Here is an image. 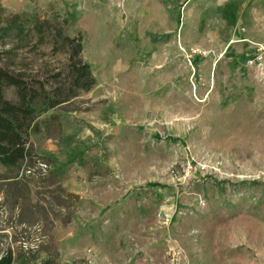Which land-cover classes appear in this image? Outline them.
<instances>
[{
  "label": "rangeland",
  "instance_id": "obj_1",
  "mask_svg": "<svg viewBox=\"0 0 264 264\" xmlns=\"http://www.w3.org/2000/svg\"><path fill=\"white\" fill-rule=\"evenodd\" d=\"M0 5L68 18L96 79L40 116L38 163L0 165V256L264 264V69L245 64L264 44V0ZM13 54L34 72L67 64L48 43Z\"/></svg>",
  "mask_w": 264,
  "mask_h": 264
},
{
  "label": "trees",
  "instance_id": "obj_2",
  "mask_svg": "<svg viewBox=\"0 0 264 264\" xmlns=\"http://www.w3.org/2000/svg\"><path fill=\"white\" fill-rule=\"evenodd\" d=\"M69 25V19L59 15L49 18L37 12L6 14L0 5V38L17 40L12 47L0 51V165L8 169L19 170L38 163L30 134L42 129L40 116L70 103L96 81L90 64L82 57V36L67 32ZM45 43L66 53L64 68L34 72L16 62L15 50ZM11 87L15 89V99L6 96ZM3 178L6 177L0 171V180ZM13 261L11 251L0 256V264Z\"/></svg>",
  "mask_w": 264,
  "mask_h": 264
},
{
  "label": "built area",
  "instance_id": "obj_3",
  "mask_svg": "<svg viewBox=\"0 0 264 264\" xmlns=\"http://www.w3.org/2000/svg\"><path fill=\"white\" fill-rule=\"evenodd\" d=\"M245 64L250 67L264 69V44H258L255 47V52L247 57Z\"/></svg>",
  "mask_w": 264,
  "mask_h": 264
}]
</instances>
